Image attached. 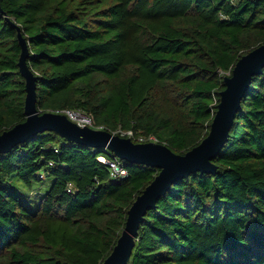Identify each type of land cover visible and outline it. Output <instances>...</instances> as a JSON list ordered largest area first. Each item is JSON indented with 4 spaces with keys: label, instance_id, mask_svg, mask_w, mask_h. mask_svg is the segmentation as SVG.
Wrapping results in <instances>:
<instances>
[{
    "label": "trees",
    "instance_id": "obj_1",
    "mask_svg": "<svg viewBox=\"0 0 264 264\" xmlns=\"http://www.w3.org/2000/svg\"><path fill=\"white\" fill-rule=\"evenodd\" d=\"M18 34L40 113L82 110L184 154L209 133L224 75L264 44V0H0V134L26 119ZM112 155L55 131L0 152V264H102L159 172L118 157L127 174L112 176L98 160ZM211 161L145 210L125 264H264V67ZM45 177L34 211L10 188Z\"/></svg>",
    "mask_w": 264,
    "mask_h": 264
},
{
    "label": "water",
    "instance_id": "obj_2",
    "mask_svg": "<svg viewBox=\"0 0 264 264\" xmlns=\"http://www.w3.org/2000/svg\"><path fill=\"white\" fill-rule=\"evenodd\" d=\"M18 37L22 46L18 65L26 85L24 106L26 119L0 134V152L9 150L36 132L55 131L68 140L92 147H103L121 159L159 169L158 174L131 204L121 235L110 255L102 263L125 264L145 210L152 207L156 199L177 179L186 177L191 172L214 170L215 166L211 160L228 139L229 127L240 107L241 98L250 84L251 77L260 73L264 67V44L243 55L234 65L231 76L224 79L225 89L220 92V101L207 136L184 154H175L157 142L137 144L129 138L105 130L79 127L63 114L40 113L35 105V77L24 62L26 45L20 34Z\"/></svg>",
    "mask_w": 264,
    "mask_h": 264
},
{
    "label": "rangeland",
    "instance_id": "obj_3",
    "mask_svg": "<svg viewBox=\"0 0 264 264\" xmlns=\"http://www.w3.org/2000/svg\"><path fill=\"white\" fill-rule=\"evenodd\" d=\"M220 73L223 74V72H220ZM226 77L227 76L224 75V79ZM159 99L160 98L156 99L157 103L160 101ZM115 133L116 134L119 133V135H125L126 137H124V138H129L130 140L133 137L132 132L121 131L120 129L115 131ZM153 141H154L153 138L144 139L143 137H141V138H138L137 144L138 143L153 142ZM50 182H51V178L50 177H45V178H43L41 180H38V181L33 180L32 184H31V187L28 188L22 182H20L19 180L12 179V181L10 182V188L12 190L13 189L16 190L18 192V194L20 195V197L22 198V200L25 201L24 204L28 205L26 207H28L32 211H34L37 208V201H39L41 195L46 191V189H47V187H48Z\"/></svg>",
    "mask_w": 264,
    "mask_h": 264
},
{
    "label": "built area",
    "instance_id": "obj_4",
    "mask_svg": "<svg viewBox=\"0 0 264 264\" xmlns=\"http://www.w3.org/2000/svg\"><path fill=\"white\" fill-rule=\"evenodd\" d=\"M53 113L65 115L71 122H73L79 127H86L92 130H103L101 126L95 125L94 119L91 114L86 113L82 110H76V109L75 110H63L60 112H53ZM127 132H131V131H127ZM112 133L116 134L115 132H112ZM122 136L123 135H121V137ZM138 138H141V137H138ZM149 138H153V140L156 142L153 136H149L148 138H144V139H149ZM98 160L109 168L110 174L112 176H119V177L126 176L127 171L122 165H120L118 161V156L115 153H113L111 157L99 156Z\"/></svg>",
    "mask_w": 264,
    "mask_h": 264
}]
</instances>
